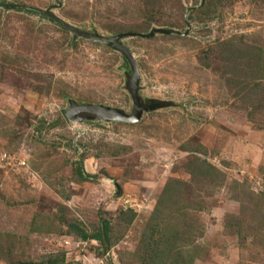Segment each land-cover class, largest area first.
<instances>
[{"label":"rangeland","instance_id":"obj_1","mask_svg":"<svg viewBox=\"0 0 264 264\" xmlns=\"http://www.w3.org/2000/svg\"><path fill=\"white\" fill-rule=\"evenodd\" d=\"M58 1L0 6L128 35L142 101L165 106L68 121L71 102L131 114L129 64L0 9V264H264V0Z\"/></svg>","mask_w":264,"mask_h":264},{"label":"water","instance_id":"obj_2","mask_svg":"<svg viewBox=\"0 0 264 264\" xmlns=\"http://www.w3.org/2000/svg\"><path fill=\"white\" fill-rule=\"evenodd\" d=\"M58 4V8H61V4L58 0H56ZM2 10H24L33 13H37L43 16L48 17L53 22L57 23L61 28L73 34L74 38L84 39L94 43H100L110 47L120 53L130 67V73L127 74L128 83L127 90L129 95L131 96L133 102V111L131 114H127L119 109H112L109 107L101 106V105H78L74 102H71V108L66 112V118L70 122H83V121H100V122H122L126 124H136L138 123L142 116L145 113H149L155 111L157 109L163 108L165 104L161 102H150L145 104L140 95V74L135 60L133 59L132 54L128 51V49L122 44V40L126 38L128 35H117L114 37H104L98 34H87L81 32L70 25H68L65 21L61 20L55 14H53L50 10L42 11L26 6H16V5H4L0 6ZM164 34L169 35L167 31H152L150 37L154 34Z\"/></svg>","mask_w":264,"mask_h":264},{"label":"trees","instance_id":"obj_3","mask_svg":"<svg viewBox=\"0 0 264 264\" xmlns=\"http://www.w3.org/2000/svg\"><path fill=\"white\" fill-rule=\"evenodd\" d=\"M246 55L248 56L249 55V52ZM125 63L127 65V67H128V63L126 61H125ZM78 174L81 177V175H82L81 169L79 170V173ZM109 231H110L109 225L107 224V222H104L103 223V226H102V233L99 234V235L94 236L93 239H96V240H99V241H102L104 239H107V237L109 235ZM88 238H89L88 236L82 235V239L83 240H88Z\"/></svg>","mask_w":264,"mask_h":264},{"label":"built area","instance_id":"obj_4","mask_svg":"<svg viewBox=\"0 0 264 264\" xmlns=\"http://www.w3.org/2000/svg\"><path fill=\"white\" fill-rule=\"evenodd\" d=\"M11 160L12 159H11L10 155H8L7 153H1L0 154V164L4 163L6 161H7V164H9V162ZM20 165H21L22 168L25 167V163L24 162H21Z\"/></svg>","mask_w":264,"mask_h":264}]
</instances>
